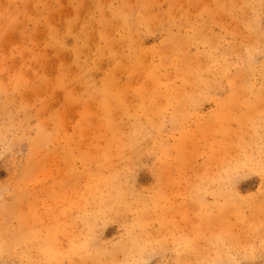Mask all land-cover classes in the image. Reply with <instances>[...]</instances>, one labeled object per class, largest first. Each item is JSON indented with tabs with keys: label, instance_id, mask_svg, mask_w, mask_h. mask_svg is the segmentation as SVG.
Masks as SVG:
<instances>
[{
	"label": "rangeland",
	"instance_id": "374dc122",
	"mask_svg": "<svg viewBox=\"0 0 264 264\" xmlns=\"http://www.w3.org/2000/svg\"><path fill=\"white\" fill-rule=\"evenodd\" d=\"M0 264H264V0H0Z\"/></svg>",
	"mask_w": 264,
	"mask_h": 264
},
{
	"label": "bare ground",
	"instance_id": "6f19581e",
	"mask_svg": "<svg viewBox=\"0 0 264 264\" xmlns=\"http://www.w3.org/2000/svg\"><path fill=\"white\" fill-rule=\"evenodd\" d=\"M185 1V0H184ZM179 9H180V7H179ZM174 10V9H173ZM87 11V10H86ZM177 12H178V10H177ZM173 13V12H172ZM72 15V14H71ZM115 22V21H114ZM113 28V27H112ZM112 31V30H111ZM171 36V35H170ZM171 38V37H170ZM174 47V46H173ZM103 51V50H102ZM166 52V51H165ZM173 52V51H172ZM132 54V53H131ZM134 54V53H133ZM172 56V55H171ZM205 56V55H204ZM248 56V55H247ZM250 62V61H249ZM71 63V62H70ZM245 65V64H244ZM146 67V66H145ZM103 68V67H102ZM253 70V69H252ZM171 73V72H170ZM194 78V77H193ZM195 79V78H194ZM122 80V79H121ZM139 80V79H138ZM129 83V82H128ZM134 83V82H133ZM239 83V82H238ZM203 85V84H202ZM201 86V85H200ZM70 88V87H69ZM215 89V88H214ZM194 94V93H193ZM190 99V98H189ZM80 103V102H79ZM189 108V107H188ZM244 110V109H243ZM246 110V109H245ZM242 111V110H241ZM120 125V124H119ZM129 127V126H128ZM142 134V133H141ZM143 140V139H142ZM141 140V141H142ZM133 141V140H132ZM137 142H135V144H136Z\"/></svg>",
	"mask_w": 264,
	"mask_h": 264
}]
</instances>
